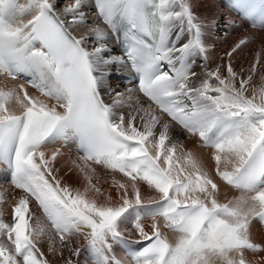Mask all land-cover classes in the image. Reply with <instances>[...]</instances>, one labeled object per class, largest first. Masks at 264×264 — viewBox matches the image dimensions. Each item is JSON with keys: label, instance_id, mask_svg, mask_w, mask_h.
<instances>
[{"label": "snow or ice", "instance_id": "obj_1", "mask_svg": "<svg viewBox=\"0 0 264 264\" xmlns=\"http://www.w3.org/2000/svg\"><path fill=\"white\" fill-rule=\"evenodd\" d=\"M199 2L0 0V77L24 79L39 93L0 87V163L19 190L11 222L0 212V264H49L38 246L49 229L33 224V202L52 248L58 238L77 258L66 264H80L82 250L72 245L81 240L85 264H122L114 245L131 243L143 245L133 264H261L247 253H264L251 235L253 220L264 225V74L250 88L259 58L246 70L231 63L245 40L226 53V65L209 67ZM256 18L264 27V3ZM112 65L130 68L135 87L115 90ZM189 140L212 150L214 176L239 197L220 201V185L185 147ZM98 168L116 188L104 202L89 197L104 195L93 183ZM61 169L83 176L84 191L63 183ZM141 182L156 195L142 198ZM145 217L153 219L148 230ZM128 224L138 240H125Z\"/></svg>", "mask_w": 264, "mask_h": 264}, {"label": "bare ground", "instance_id": "obj_2", "mask_svg": "<svg viewBox=\"0 0 264 264\" xmlns=\"http://www.w3.org/2000/svg\"><path fill=\"white\" fill-rule=\"evenodd\" d=\"M21 3L26 2V0H20ZM54 3L57 0H53ZM196 14L203 20L207 21L206 28V44L209 49V67L215 68L217 65H226L229 61V57L226 55L231 49L238 44L241 40H245L246 44L242 46V48L238 51V53L233 54V58L231 63L234 68L239 71L241 68L248 69L254 63H256L257 58H259L260 64H257V72L253 76V80L250 82L249 87L258 89L261 86V75L264 74V68H261V65H264V32H257L249 30L244 23L235 15L228 12L221 3L216 0H200L199 5L195 8ZM27 19V17H25ZM93 20L97 18L92 16ZM87 31L86 27H80L74 30V35H79ZM110 47L113 55H119L117 47L113 44L112 40L109 41ZM112 76L110 78V83L112 87L117 91H126L127 89H131L134 87L125 86L119 78H117V73L122 72V70L126 69V67L117 68L116 65H112ZM197 72H200L201 69L197 68ZM245 76H247V71H245ZM7 84L8 87H13L15 85L21 84L19 81H5L3 77H0V87H3L4 84ZM31 95L32 93L29 92ZM182 138V137H181ZM198 141L189 140L186 142L185 147L193 152L201 161L204 163L205 168L209 171L211 175L214 176V161L210 159L211 151H206L205 149L199 147L197 145ZM72 160L78 159V154L71 156ZM70 167V165H65V168ZM101 169L98 168L97 175L93 177V183L96 184L97 187L101 189L104 193L103 196L90 191L89 197L95 198L99 202H104V198L111 194L113 197L116 196V188L112 186H102L99 183ZM107 173V172H106ZM110 174V173H109ZM5 175L4 171L0 168V178H3ZM59 175L63 178V183L72 187L73 189H79L84 191L86 187V181L83 176L76 172H67L65 169H61ZM120 179L122 178L121 174H118ZM214 178L217 180V183L220 185V193L219 199L220 201L227 202L229 200H233L241 195L240 191H235L228 185L224 184L219 180L218 177ZM119 180V179H118ZM5 181H0L3 185ZM12 185L10 182H7L5 185ZM141 195L142 198L147 199L152 195H156L154 190L149 189L147 185L140 183ZM17 198L19 193H15ZM10 198H13V194L10 192L9 188L2 195L0 199V203L4 202L7 204ZM115 202V200L113 201ZM30 208L35 212V218L33 219L34 225H42L46 229H49L47 234L41 238L39 247L41 251L44 253L45 258L49 261V264H66V261L71 258L73 260L77 259L74 256H70V252L67 248L59 247V242L57 238V242L55 247L58 245V248L52 251V232L49 228L50 226L46 217L44 216L42 210L33 202L30 203ZM41 213L42 216H39ZM42 219V222H41ZM157 222L163 224V220L160 217L156 218ZM145 225L146 230L149 229L150 225L153 223V219L151 217H145L142 221ZM122 230L125 232V239L129 242H133L139 239L138 234L133 230L131 224L123 226ZM165 234L168 235L170 240H174L175 235L171 233L169 230L164 229ZM252 240L254 243L259 244L262 248H264V232L262 231V227L260 226L257 220H253L252 228H251ZM73 247L81 248V256L79 257L80 264H85V252L87 249V244L83 240L79 242V244L73 243ZM114 253L116 258L122 261V264H133L129 253L126 251L125 247L122 244L114 245ZM248 258L254 261H259L261 264H264V253H247Z\"/></svg>", "mask_w": 264, "mask_h": 264}, {"label": "rangeland", "instance_id": "obj_3", "mask_svg": "<svg viewBox=\"0 0 264 264\" xmlns=\"http://www.w3.org/2000/svg\"><path fill=\"white\" fill-rule=\"evenodd\" d=\"M99 172H101V175H100V180H99V183L100 185L102 186H112V179H113V175L112 174H109V173H106V171L104 170H99ZM115 178L116 179H120L118 173L115 174ZM122 179V178H121ZM12 185H2L0 186V199L2 197V195L6 192V190L9 188L10 192L13 194V198H10L11 200H9V202L7 204H5L4 202H1L0 203V212H3V219L5 222H11V219H12V209L14 208L15 206V202H16V199H17V195L15 193H17L16 191L12 190ZM40 210L38 211V214L39 216H42L41 213H39ZM41 222H42V219H41ZM49 226V225H48ZM50 228V227H49ZM60 247V245H59ZM56 248H58V245L55 247V248H51L52 251L55 250Z\"/></svg>", "mask_w": 264, "mask_h": 264}]
</instances>
